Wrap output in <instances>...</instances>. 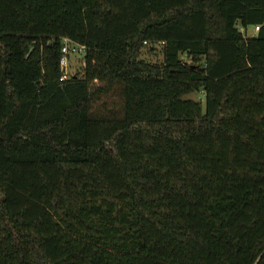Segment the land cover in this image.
Instances as JSON below:
<instances>
[{
	"label": "trees",
	"instance_id": "16d2710c",
	"mask_svg": "<svg viewBox=\"0 0 264 264\" xmlns=\"http://www.w3.org/2000/svg\"><path fill=\"white\" fill-rule=\"evenodd\" d=\"M0 264H264V0H0Z\"/></svg>",
	"mask_w": 264,
	"mask_h": 264
},
{
	"label": "built area",
	"instance_id": "2783aa9c",
	"mask_svg": "<svg viewBox=\"0 0 264 264\" xmlns=\"http://www.w3.org/2000/svg\"><path fill=\"white\" fill-rule=\"evenodd\" d=\"M253 30L257 32L259 26L253 27ZM63 45L61 48V58L59 60V68L61 71L60 81H66L69 79L73 72H69V60L72 57H80L85 54V46L72 42L68 39H63Z\"/></svg>",
	"mask_w": 264,
	"mask_h": 264
},
{
	"label": "rangeland",
	"instance_id": "374dc122",
	"mask_svg": "<svg viewBox=\"0 0 264 264\" xmlns=\"http://www.w3.org/2000/svg\"><path fill=\"white\" fill-rule=\"evenodd\" d=\"M254 33H255V31L252 28H249L246 35L251 36ZM79 59L81 60V62L83 61L82 56H80V58H77V57L70 58L69 66H71V67H69V72L77 71L80 68V64H79V62H77ZM139 59L143 60L147 63H150V64L159 63L161 60V51H160L158 46H155L154 50H150V48L145 45V47L142 48V50L140 52ZM185 98L192 99V100H201L203 103V99H202L201 95L197 94V93H193L189 96H186Z\"/></svg>",
	"mask_w": 264,
	"mask_h": 264
}]
</instances>
